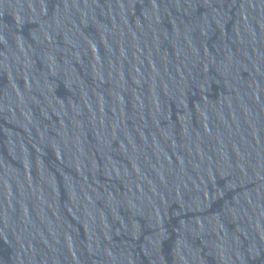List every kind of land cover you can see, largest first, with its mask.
<instances>
[{"label": "water", "instance_id": "95a60500", "mask_svg": "<svg viewBox=\"0 0 264 264\" xmlns=\"http://www.w3.org/2000/svg\"><path fill=\"white\" fill-rule=\"evenodd\" d=\"M0 264H211L81 0H0Z\"/></svg>", "mask_w": 264, "mask_h": 264}]
</instances>
